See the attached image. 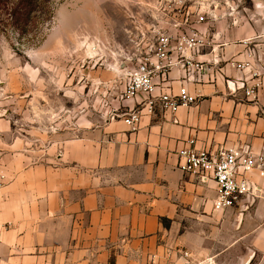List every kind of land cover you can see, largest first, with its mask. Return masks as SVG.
Listing matches in <instances>:
<instances>
[{"label": "crops", "instance_id": "crops-1", "mask_svg": "<svg viewBox=\"0 0 264 264\" xmlns=\"http://www.w3.org/2000/svg\"><path fill=\"white\" fill-rule=\"evenodd\" d=\"M249 4L223 11L219 26L197 21L210 36L194 65L174 66L157 81L173 94L186 88L195 102L172 113L158 101L137 130L124 115L147 95H130L127 69L115 65L107 106L82 108L74 136L65 130L33 146L0 115V264H150L169 250L264 264V177L249 173L259 191L246 207L217 212L218 185L184 173L178 154L188 147L264 154V0ZM254 71L262 80L256 98L237 86Z\"/></svg>", "mask_w": 264, "mask_h": 264}, {"label": "rangeland", "instance_id": "rangeland-1", "mask_svg": "<svg viewBox=\"0 0 264 264\" xmlns=\"http://www.w3.org/2000/svg\"><path fill=\"white\" fill-rule=\"evenodd\" d=\"M243 5L249 0H40L29 32L0 26V115L33 146L56 141L82 108L107 106L111 65L126 67V78L161 37L177 45L200 15L215 27Z\"/></svg>", "mask_w": 264, "mask_h": 264}, {"label": "built area", "instance_id": "built-area-1", "mask_svg": "<svg viewBox=\"0 0 264 264\" xmlns=\"http://www.w3.org/2000/svg\"><path fill=\"white\" fill-rule=\"evenodd\" d=\"M205 15H200L198 22L205 21ZM205 32L191 29L189 35L180 38L177 45L171 46L169 38H162L153 45L146 54L139 59L136 66L129 71V85L127 92L130 95L143 93L147 98L124 116L125 121L133 130H137L145 110L153 112L156 102H160L164 111L176 112L181 105H191L195 98L191 97L186 88L178 94L165 92V86L157 81L168 76L170 69L177 65H194V56L202 51L206 45ZM175 53L176 58H173ZM240 67H245L241 64ZM162 83V82H161ZM231 82L228 81V85ZM262 85L261 73L254 71L248 82L237 85L245 90L247 96L257 97ZM161 93L156 96L157 89ZM195 141L189 143L193 145ZM179 168L190 175H194L203 183L210 181L218 185L216 198L213 200V210L224 212L228 208L246 207L243 202L256 197L259 187L249 179V173L259 171L264 177V154H253L245 148H228L218 152L199 151L194 147L179 151ZM175 254L176 260L173 258ZM150 264H219L216 256L198 258L187 250H178V253L168 251L163 256L153 255Z\"/></svg>", "mask_w": 264, "mask_h": 264}, {"label": "trees", "instance_id": "trees-1", "mask_svg": "<svg viewBox=\"0 0 264 264\" xmlns=\"http://www.w3.org/2000/svg\"><path fill=\"white\" fill-rule=\"evenodd\" d=\"M39 2L40 0H0V16L4 19L0 26L19 32L20 35L29 32L36 24L33 22V15ZM51 11L49 9V13ZM1 30L3 31L0 27Z\"/></svg>", "mask_w": 264, "mask_h": 264}]
</instances>
